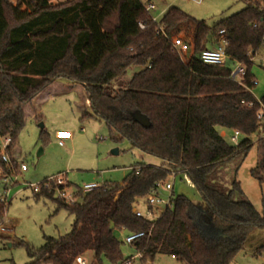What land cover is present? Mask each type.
Segmentation results:
<instances>
[{"label": "trees", "instance_id": "1", "mask_svg": "<svg viewBox=\"0 0 264 264\" xmlns=\"http://www.w3.org/2000/svg\"><path fill=\"white\" fill-rule=\"evenodd\" d=\"M241 1V10L211 25L175 5L157 20L142 0H0V138L12 137L6 150L11 165L2 163L0 179L21 170L14 151L27 108L59 78L86 87L93 112L83 117L104 121L115 142L127 140L162 159L159 165L137 162L123 182L81 191L74 201L58 198L75 216L73 228L59 238L48 236L40 247L23 242L30 264H74L89 251L98 264H125L120 230L145 232L132 244L142 261L167 254L183 264H231L248 239L264 231V213L238 180L239 164L231 178L226 172L248 154L250 136L259 132L260 156L252 173L264 183V125L258 118L264 95L255 96L251 72L264 46V0ZM161 25L166 35L157 34ZM183 31L193 41L187 59L171 41ZM222 38L229 41L228 65L203 63L201 52ZM237 61L246 67L242 78L231 76ZM133 66L140 69L113 88V80ZM137 110L150 117L151 127L134 120ZM219 127L239 130L245 138L233 145ZM41 138L47 140L45 134ZM180 171L201 193V205L172 195L157 219L136 216L135 201ZM47 182L34 191L54 198L57 183L49 189ZM6 209L7 199L0 198V221ZM263 253L264 241L255 249Z\"/></svg>", "mask_w": 264, "mask_h": 264}, {"label": "rangeland", "instance_id": "2", "mask_svg": "<svg viewBox=\"0 0 264 264\" xmlns=\"http://www.w3.org/2000/svg\"><path fill=\"white\" fill-rule=\"evenodd\" d=\"M12 1L17 3V0ZM153 2L155 8L151 9V14L157 20L163 17L170 6L175 5L211 25L245 6L241 0H153ZM181 34L191 37L185 31ZM235 66L232 64V67ZM139 69V66L129 68L125 75L113 80L111 86L115 89L124 86ZM251 72L256 80L253 92L260 99L264 95V46L257 53ZM54 87L56 89L53 88L49 90L50 92L47 89L37 96L38 117L29 119L18 137L14 156L20 165L22 163L27 165V170L19 169L16 175H11L5 180L0 179V198L7 199L5 218L0 221V264H30L33 258L23 242L40 247L46 243L48 236L59 238L72 230L75 216L57 200L69 199L60 197L57 191L54 198L34 191V187L47 178L53 175L57 178L58 174H62L65 183L63 187L67 195L73 197L77 193L80 194L83 191L82 187L87 183L123 182L137 162L155 165L162 163V159L133 148L127 140L115 142L104 121L90 116L83 117L85 112H93L92 108L86 105L88 94L84 85L59 78ZM60 128H69L67 130L74 133L73 143L62 142L56 138V131ZM219 131L229 143L237 144L232 139L233 130L219 127ZM42 134L47 137L45 142L41 138ZM259 136V132L250 136L253 145L248 154L235 161L226 172L227 179L231 178L236 165L239 164L237 177L244 192L255 207L264 213V183L261 184L252 173L260 156ZM244 138L245 136L240 134L238 142ZM167 182L174 185L171 192L173 196L184 194L201 205L203 201L201 193L186 172L170 174ZM168 196L169 191L163 186L158 197L167 199ZM77 201H82L81 196L77 197ZM141 207L145 209L144 201ZM166 208L165 202L159 203L155 207L153 219L161 216ZM116 233L122 242L125 257L136 255L138 253L136 248L126 242L129 232L120 230ZM263 241L264 231H256L231 264H264V253L255 254V249ZM91 252L83 254V257L87 258L90 264H98ZM106 264L111 263L106 261ZM133 264L183 263L172 255L160 254L154 260L146 261H142L139 256Z\"/></svg>", "mask_w": 264, "mask_h": 264}, {"label": "built area", "instance_id": "3", "mask_svg": "<svg viewBox=\"0 0 264 264\" xmlns=\"http://www.w3.org/2000/svg\"><path fill=\"white\" fill-rule=\"evenodd\" d=\"M142 1L144 3L145 7L147 8V10H149L150 12H151V9L155 8V4H154L153 0H142ZM197 1H202V0H197ZM140 26L143 29L145 28V25L143 23H140ZM221 33L222 34L224 33V29L221 30ZM157 34L158 35H166L164 25H161L159 27V29L157 30ZM171 41H172L174 49L180 53V55L182 56L183 59H187V58L191 57V55L193 54V41H192L191 37H187L186 34L185 35L178 34V35L173 36L171 38ZM228 44H229L228 39L222 38L220 43H218L216 46L204 49L201 52V54L199 55V59L203 63L209 64V65H216V66L228 65V61H229V55L227 53ZM235 65L236 66L232 68L231 76L234 78H242L243 76H245V74H246L245 65L241 62H238V61L236 62ZM254 82L256 83V80H254ZM260 103L262 104V108L260 109V111L258 113V118H259L261 124L264 125V104L261 101H260ZM252 104H253V102L249 103V105H252ZM240 134L241 133L239 130H235L234 135L232 136V139L237 143L239 141ZM55 136L57 139H59L63 142L65 140L72 139L74 137V133L70 130H67V129H61V130L56 131ZM11 141H12V137H10V136L0 138V174H4V169H3L2 163H5L7 165H11L10 156L6 152L7 147L9 146ZM21 170H27V165L22 163L21 164ZM55 177L56 176H54V175L49 177L48 182L46 183V186L49 189H51V182L57 181V188H56L57 194L60 197L68 198L69 201H74L75 195L73 197L68 196L66 190L64 188L60 187V185H65L64 180L62 178L64 176L62 174H58L57 178H55ZM102 185H103V183L91 182V183L85 184L82 188H83V191L86 192V191H90L94 188H98ZM163 186L165 187V189L167 191H169V196L167 199H161L158 197L159 191ZM40 189H41L40 184L34 187L35 191H40ZM173 189H174L173 183H170L167 181L158 183L156 185V187L150 193H148L146 196L139 198L135 201V203L133 205V212L138 217L149 219V220H154L153 219V217L155 215L154 210H155V207L159 203L165 202L167 204V206H169L171 204V200H172L171 192ZM142 201H144V203L146 205L145 209H143L141 207ZM144 235H145L144 231L129 232V234L126 237V242H128L129 244H133V242L135 240L143 237ZM139 256L141 257L140 252H138L136 255L128 256L125 259V264H133V261ZM76 262L78 264H90L83 257V255L77 256Z\"/></svg>", "mask_w": 264, "mask_h": 264}, {"label": "crops", "instance_id": "4", "mask_svg": "<svg viewBox=\"0 0 264 264\" xmlns=\"http://www.w3.org/2000/svg\"><path fill=\"white\" fill-rule=\"evenodd\" d=\"M59 1H64V0H54V2H59ZM57 85V80H55L54 81V83L48 88V91L49 90H51V89H56L54 86H56ZM50 92V91H49ZM39 97V96H38ZM38 97H36V98H38ZM35 98V99H36ZM36 102H37V99H36V101H33V104L32 105H30L28 108H27V121L29 120V119H31V118H35V117H37L36 115H38L37 114V107H36ZM86 105H88V106H90V101H89V97H88V95H87V97H86ZM36 109V110H35ZM61 129H69V128H60V129H58V130H61ZM57 130V131H58ZM224 136V135H223ZM74 140H75V137H73L72 139H68V140H65V141H63V142H70V143H73L74 142ZM91 252V251H90ZM92 253V252H91ZM93 255H94V253H92ZM86 260H87V258H85ZM88 261V260H87Z\"/></svg>", "mask_w": 264, "mask_h": 264}, {"label": "water", "instance_id": "5", "mask_svg": "<svg viewBox=\"0 0 264 264\" xmlns=\"http://www.w3.org/2000/svg\"><path fill=\"white\" fill-rule=\"evenodd\" d=\"M134 120L137 121L138 123H140L143 127H151V125H152L150 117L148 115L144 114L143 112H141L140 110H137L134 113ZM42 126H43V124H42ZM42 152H43V148L40 149V153H42ZM113 226H114V224L112 223V227Z\"/></svg>", "mask_w": 264, "mask_h": 264}]
</instances>
